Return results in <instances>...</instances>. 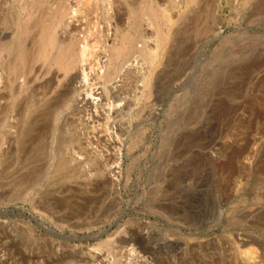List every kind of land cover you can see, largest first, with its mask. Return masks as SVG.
Wrapping results in <instances>:
<instances>
[{"label": "rangeland", "instance_id": "374dc122", "mask_svg": "<svg viewBox=\"0 0 264 264\" xmlns=\"http://www.w3.org/2000/svg\"><path fill=\"white\" fill-rule=\"evenodd\" d=\"M0 264H264V0H0Z\"/></svg>", "mask_w": 264, "mask_h": 264}, {"label": "bare ground", "instance_id": "6f19581e", "mask_svg": "<svg viewBox=\"0 0 264 264\" xmlns=\"http://www.w3.org/2000/svg\"><path fill=\"white\" fill-rule=\"evenodd\" d=\"M218 30V29H217ZM80 50V49H79ZM71 52V51H70ZM69 52V53H70ZM74 52V51H73ZM88 52V51H87ZM90 52V51H89ZM68 53V54H69ZM75 53V52H74ZM72 57V56H71ZM88 57V56H87ZM90 57V56H89ZM91 58V57H90ZM96 59V58H94ZM94 59H91L92 62ZM102 59V58H100ZM104 59V58H103ZM136 59V58H135ZM69 60V62H67ZM65 61L67 62V65L69 66L70 63H72L73 60H71V58L69 56H65ZM103 61V60H102ZM136 61V60H135ZM76 62L81 65V70L80 72H82V80L77 84H76V89H74L75 92H81V91H85V93L88 92L90 86H91V81H95L97 78H99V71L101 70V66H98V60L96 59L95 62H98L97 64H95L96 66L94 67V64H91L92 67H90L89 72H87V59H86V51L85 49L82 48V50L79 51L77 57H76ZM86 62V63H85ZM89 62V61H88ZM85 63V66H84ZM101 63V61H100ZM99 63V65H100ZM103 63V62H102ZM102 65V64H101ZM128 65V64H127ZM130 65V64H129ZM67 66V67H68ZM90 66V64H89ZM133 66V65H132ZM104 67V66H103ZM128 67V66H127ZM79 68V70H80ZM103 69V68H102ZM127 69V68H126ZM124 70V69H123ZM129 70V67L128 69ZM103 90V89H102ZM105 90V89H104ZM107 90V89H106ZM112 90V89H111ZM97 92V91H96ZM95 91L91 90V92L89 94H82L80 93L79 97L82 96L79 100H80V104L82 105V109L84 111L89 112V115L92 116L93 118H95L96 120H109L111 118V116H113V114H116V112H118V107L115 105H112L111 103L108 104L105 101V93L104 91H101L100 93L96 94ZM109 92V91H108ZM107 92V93H108ZM97 96V97H96ZM90 97L92 98V100L90 99ZM79 104V105H80ZM121 111V110H120ZM82 112V111H81ZM85 114V113H84ZM91 117V119H92ZM89 118V117H88ZM98 122V121H97ZM110 140V139H109ZM115 176V172H113Z\"/></svg>", "mask_w": 264, "mask_h": 264}, {"label": "water", "instance_id": "95a60500", "mask_svg": "<svg viewBox=\"0 0 264 264\" xmlns=\"http://www.w3.org/2000/svg\"><path fill=\"white\" fill-rule=\"evenodd\" d=\"M219 37H221V34L219 33L218 35H216L211 42H215Z\"/></svg>", "mask_w": 264, "mask_h": 264}]
</instances>
